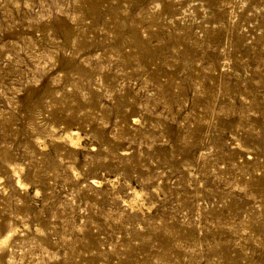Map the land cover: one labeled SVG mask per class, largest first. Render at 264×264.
Returning a JSON list of instances; mask_svg holds the SVG:
<instances>
[{
  "label": "rangeland",
  "instance_id": "374dc122",
  "mask_svg": "<svg viewBox=\"0 0 264 264\" xmlns=\"http://www.w3.org/2000/svg\"><path fill=\"white\" fill-rule=\"evenodd\" d=\"M0 160V264H264V0H0Z\"/></svg>",
  "mask_w": 264,
  "mask_h": 264
},
{
  "label": "bare ground",
  "instance_id": "6f19581e",
  "mask_svg": "<svg viewBox=\"0 0 264 264\" xmlns=\"http://www.w3.org/2000/svg\"><path fill=\"white\" fill-rule=\"evenodd\" d=\"M71 133V132H70ZM40 138V137H39ZM37 139V138H36ZM72 141V140H71ZM74 141V140H73ZM74 144V143H73ZM3 157V156H2ZM1 161V160H0ZM3 161V160H2ZM12 164H13V162H12ZM6 169V168H5ZM7 170H8V168H7ZM10 171V170H9ZM97 182V181H96ZM8 223V222H7ZM6 225V224H5ZM13 227V226H12ZM7 229V228H6ZM5 233V232H4ZM12 233V232H11ZM10 233V234H11ZM4 235V234H3ZM6 236V235H5Z\"/></svg>",
  "mask_w": 264,
  "mask_h": 264
}]
</instances>
